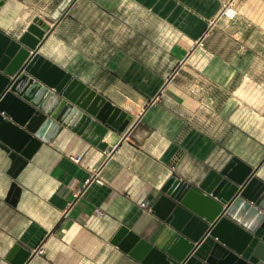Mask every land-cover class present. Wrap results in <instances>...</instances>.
Instances as JSON below:
<instances>
[{
  "label": "crops",
  "instance_id": "obj_1",
  "mask_svg": "<svg viewBox=\"0 0 264 264\" xmlns=\"http://www.w3.org/2000/svg\"><path fill=\"white\" fill-rule=\"evenodd\" d=\"M60 1L5 0L0 30L16 38L43 19L39 52L131 119L96 144L63 127L17 176L15 206L0 148V264L14 244L43 249L27 264H142L111 238L122 225L172 243L176 230L140 205L171 173L197 184L236 156L264 180V0H74L54 21Z\"/></svg>",
  "mask_w": 264,
  "mask_h": 264
},
{
  "label": "water",
  "instance_id": "obj_2",
  "mask_svg": "<svg viewBox=\"0 0 264 264\" xmlns=\"http://www.w3.org/2000/svg\"><path fill=\"white\" fill-rule=\"evenodd\" d=\"M73 2L61 0L50 19L59 20ZM49 30L39 17L16 38L0 30V148L9 159L5 172L11 178L4 199L13 206L21 193L17 176L63 127L96 144L107 127L121 132L131 119L39 52ZM260 164L251 166L232 156L197 184L171 173L148 196L147 207L176 230L172 243L160 250L122 225L111 242L142 264H264V180L256 175ZM35 252L14 244L7 259L27 264Z\"/></svg>",
  "mask_w": 264,
  "mask_h": 264
},
{
  "label": "built area",
  "instance_id": "obj_3",
  "mask_svg": "<svg viewBox=\"0 0 264 264\" xmlns=\"http://www.w3.org/2000/svg\"><path fill=\"white\" fill-rule=\"evenodd\" d=\"M237 15H238L237 8L231 3V1H228L224 6L222 5L220 12H219V15L217 16L216 19L224 18L227 21H231V20L235 19ZM197 43L201 44L200 41H198ZM74 159L78 160V158H74ZM147 204H148V200L140 202V205L142 207L147 206ZM96 212L98 214L102 213L101 210H99V209H97ZM35 250H36V252H42L43 251V249L41 247H38Z\"/></svg>",
  "mask_w": 264,
  "mask_h": 264
},
{
  "label": "rangeland",
  "instance_id": "obj_4",
  "mask_svg": "<svg viewBox=\"0 0 264 264\" xmlns=\"http://www.w3.org/2000/svg\"><path fill=\"white\" fill-rule=\"evenodd\" d=\"M223 21H225L226 23H229V22H231V21H233V20H231V21H227V20H223ZM201 42V41H200ZM200 45H202V44H200ZM245 48H246V46L244 45V44H240L238 47H237V50L238 51H240V52H243L244 50H245Z\"/></svg>",
  "mask_w": 264,
  "mask_h": 264
},
{
  "label": "bare ground",
  "instance_id": "obj_5",
  "mask_svg": "<svg viewBox=\"0 0 264 264\" xmlns=\"http://www.w3.org/2000/svg\"><path fill=\"white\" fill-rule=\"evenodd\" d=\"M227 2H225L224 4H223V6L226 4Z\"/></svg>",
  "mask_w": 264,
  "mask_h": 264
}]
</instances>
